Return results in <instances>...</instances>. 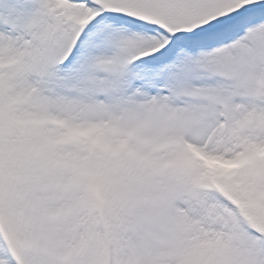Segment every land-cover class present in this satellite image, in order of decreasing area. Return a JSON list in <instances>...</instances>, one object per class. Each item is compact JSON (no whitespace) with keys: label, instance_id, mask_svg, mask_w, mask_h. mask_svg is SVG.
Wrapping results in <instances>:
<instances>
[{"label":"snow or ice","instance_id":"1","mask_svg":"<svg viewBox=\"0 0 264 264\" xmlns=\"http://www.w3.org/2000/svg\"><path fill=\"white\" fill-rule=\"evenodd\" d=\"M0 264H264V0H0Z\"/></svg>","mask_w":264,"mask_h":264}]
</instances>
